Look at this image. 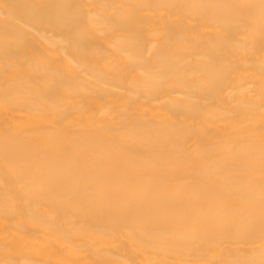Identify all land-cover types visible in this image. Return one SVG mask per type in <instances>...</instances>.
I'll use <instances>...</instances> for the list:
<instances>
[{"label": "bare ground", "instance_id": "1", "mask_svg": "<svg viewBox=\"0 0 264 264\" xmlns=\"http://www.w3.org/2000/svg\"><path fill=\"white\" fill-rule=\"evenodd\" d=\"M0 264H264V0H0Z\"/></svg>", "mask_w": 264, "mask_h": 264}]
</instances>
